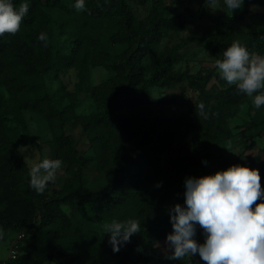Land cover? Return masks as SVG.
<instances>
[{
  "label": "trees",
  "instance_id": "trees-1",
  "mask_svg": "<svg viewBox=\"0 0 264 264\" xmlns=\"http://www.w3.org/2000/svg\"><path fill=\"white\" fill-rule=\"evenodd\" d=\"M85 1L84 11L68 8L80 20L81 28L73 32L70 53L52 50L50 45L37 39L40 53L21 42L13 54H4L5 42L0 36V242L11 232H24L29 252L18 256L12 264H149L159 253V243L172 233L169 211L165 212L169 188L166 186L155 198L147 199L133 190L138 183L135 170L149 173L153 153L165 149L174 135H188L192 148L209 149L224 145L232 138L229 121L246 106L249 119L240 126L239 134L244 149L252 151L264 133V105L256 108L253 97L239 93L215 71L189 68L174 69L181 51L194 44L208 50L215 59H222L223 52L233 41H239L247 50L264 56V31L240 36L236 26L249 13L248 4H264V0H244L240 13L229 17H215L202 9L205 0H194L197 9L184 8L174 16H165L158 8L160 0H152L147 14L133 15L128 0ZM17 8L21 3H36L46 9L63 8L60 0H12ZM76 2V0H73ZM148 0H136L144 5ZM223 2V0H218ZM118 9V25L122 35V50L112 55V60L102 65L121 75V81L109 89L99 112L78 115L72 105L58 113L51 103L43 77L72 65L80 69L87 66L88 48L97 49L99 29L93 21L112 15ZM28 11V13H29ZM27 15L23 20H27ZM209 20L213 30L205 28L199 36H187L155 53L160 41L170 32H180L197 21ZM83 29V30H82ZM3 49V50H2ZM80 51L82 52L80 56ZM6 53V52H5ZM212 81V82H211ZM185 82L196 93L188 110L171 118H140L123 114L155 99L150 86L173 88ZM203 102L207 118L199 114L197 105ZM32 108L43 114L50 129L54 159H60L68 177L62 190L48 184L43 194L29 187V169L18 148L34 145L27 136V129L20 115L21 110ZM251 112H255L251 115ZM79 130L82 143L68 130ZM247 167L261 162L259 156H249ZM94 163L105 175L106 183L96 193L84 192V171ZM262 202V201H258ZM91 208L90 215L83 209ZM135 219L141 230L129 242L113 252L109 234L93 227L94 223ZM31 228L30 232H26ZM204 243L203 229L196 225L194 237ZM21 242L19 252L21 248ZM164 264H192L191 261L169 259ZM3 264V262H0Z\"/></svg>",
  "mask_w": 264,
  "mask_h": 264
},
{
  "label": "rangeland",
  "instance_id": "rangeland-1",
  "mask_svg": "<svg viewBox=\"0 0 264 264\" xmlns=\"http://www.w3.org/2000/svg\"><path fill=\"white\" fill-rule=\"evenodd\" d=\"M63 8L52 6L46 9L44 5L38 3L30 6L27 20H23L20 30L15 34H5L4 54L15 52L16 47L21 43H26L31 47L35 54L40 53L37 45L38 36L41 33L47 35V44L52 50L57 52L70 53L73 45L70 43L73 39V32L81 28L80 20L73 11L68 12V8H74L73 0H60ZM88 1V0H85ZM97 0H92L94 4ZM134 16L143 17L153 2L148 0L144 5H139L136 0H128ZM52 2V0H49ZM245 2V1H244ZM95 5V4H94ZM87 6V4H85ZM244 6V4H243ZM235 10L231 13L223 2H218V8L213 9L209 0H205L202 9L215 17H229L240 13L243 9ZM199 5L194 0H160L158 8L165 16H174L180 13L184 8L197 9ZM249 13L236 28L240 36L253 32L264 31V4H248ZM81 12V11H79ZM116 6L112 8V15H107L103 19H94L95 25L99 29V40L101 45L97 49L88 48L87 66L80 69L79 65H72L66 69H60L49 73L43 77L51 103L55 110L60 113L65 107L72 105L78 115H86L91 112H99L104 104L106 96L111 86L121 81V75L114 71L106 69L102 64L112 60V55L119 52L125 46L123 42L116 41L122 35V30L118 25L119 16ZM208 28L213 30L212 23L209 20L197 21L194 25L187 26L180 32H170L163 38L155 48V53L160 49L179 42L187 36H199L202 31ZM83 30V29H82ZM82 52L80 51V56ZM179 62L174 69L181 71L189 68L191 73L198 70L215 71L216 59L208 50L202 49L194 44L188 45L181 51ZM212 82V81H211ZM149 92L154 103L142 104L133 109H124L121 112L125 115L140 118H171L181 112L189 109L196 93L191 91L185 82L179 83L173 88H160L150 86ZM255 112H251L254 115ZM20 115L27 129L28 138L34 145H22L18 148L19 154L28 167L29 171L34 163H39L43 159H54L53 143L50 129L43 114L32 108L21 110ZM246 106L242 108L239 114L229 121L232 138L224 145L213 146L209 149L192 148L188 143L189 136L178 134L171 137L169 146L161 151L153 153V163L149 173L146 171L135 170L138 176V183L133 190L140 192L147 199L157 196L167 186L169 188L168 199L165 203V212L169 211L175 204L184 206L185 180L189 177L199 178L204 175H212L217 171L226 170L232 165L246 166L249 163V156H259L261 162L253 164V169H258L261 176V186L264 189V133L258 137L252 136L256 141V146L252 151L244 149V143L239 134L240 126L248 120ZM68 130L71 128L69 126ZM72 136L81 145L82 134L80 131L71 130ZM68 173L65 166L58 172L54 182H50V187L56 190H62ZM106 178L94 163L84 171V192L96 193L105 186ZM159 185V186H157ZM91 208L83 209V215L91 214ZM103 223H94L93 227L99 231H104ZM29 228L26 232H30ZM17 232L9 233L8 237L0 242V262L6 264L10 242L16 238ZM159 253L149 264H164L163 259L166 254L171 255V251L165 241L159 244ZM29 252L26 241L21 242L20 257L26 256ZM182 260L191 261L192 264H205L198 254L185 257ZM21 264H24L26 258H23ZM12 264V263H10ZM43 264H54L46 261Z\"/></svg>",
  "mask_w": 264,
  "mask_h": 264
},
{
  "label": "clouds",
  "instance_id": "clouds-1",
  "mask_svg": "<svg viewBox=\"0 0 264 264\" xmlns=\"http://www.w3.org/2000/svg\"><path fill=\"white\" fill-rule=\"evenodd\" d=\"M213 9L218 0H209ZM232 12L241 9L244 0H223ZM85 0H76L74 8L85 10ZM29 11L28 3L17 8L12 0H0V36L15 35ZM38 39L47 46V35ZM215 66L220 78L235 85L239 93L253 97L256 108L264 105V56L250 53L239 41L227 47ZM199 114L207 118L203 102L197 105ZM63 168L60 159H43L31 166L29 187L43 194ZM159 186V185H157ZM262 201V202H258ZM172 233L166 237L171 255L169 259L182 260L196 254L205 264H264V189L258 169L232 165L226 170L199 178L185 180L184 206L175 204L170 210ZM196 225L205 234L204 243L194 238ZM113 252L140 232L138 220L113 219L104 224Z\"/></svg>",
  "mask_w": 264,
  "mask_h": 264
},
{
  "label": "built area",
  "instance_id": "built-area-1",
  "mask_svg": "<svg viewBox=\"0 0 264 264\" xmlns=\"http://www.w3.org/2000/svg\"><path fill=\"white\" fill-rule=\"evenodd\" d=\"M25 237L24 232L21 231L17 234L16 238H14L11 242H10V247H9V252H8V260L6 262V264H10L12 263V261H14L18 255H19V247H20V242L21 240Z\"/></svg>",
  "mask_w": 264,
  "mask_h": 264
}]
</instances>
